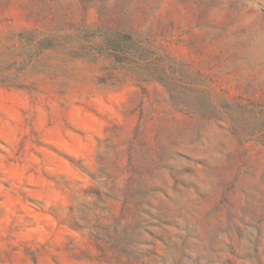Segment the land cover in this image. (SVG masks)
<instances>
[{"label":"rangeland","instance_id":"374dc122","mask_svg":"<svg viewBox=\"0 0 264 264\" xmlns=\"http://www.w3.org/2000/svg\"><path fill=\"white\" fill-rule=\"evenodd\" d=\"M0 264H264V0H0Z\"/></svg>","mask_w":264,"mask_h":264}]
</instances>
